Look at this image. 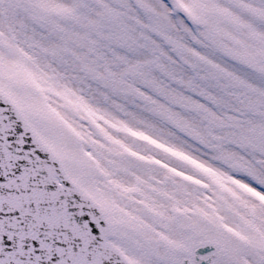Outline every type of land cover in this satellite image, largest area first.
<instances>
[{"label":"snow or ice","instance_id":"1","mask_svg":"<svg viewBox=\"0 0 264 264\" xmlns=\"http://www.w3.org/2000/svg\"><path fill=\"white\" fill-rule=\"evenodd\" d=\"M0 264H264V0H0Z\"/></svg>","mask_w":264,"mask_h":264}]
</instances>
